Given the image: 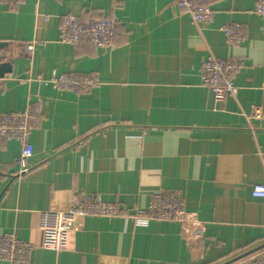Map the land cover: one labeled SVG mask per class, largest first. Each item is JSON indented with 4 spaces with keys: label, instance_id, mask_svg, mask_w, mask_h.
Instances as JSON below:
<instances>
[{
    "label": "crops",
    "instance_id": "0c3cea01",
    "mask_svg": "<svg viewBox=\"0 0 264 264\" xmlns=\"http://www.w3.org/2000/svg\"><path fill=\"white\" fill-rule=\"evenodd\" d=\"M258 0H209L213 20L195 25L175 0H0V42L14 54L0 77V113L34 106L31 169L21 174L22 146L0 141V236L16 233L36 247L27 264H224L264 245V128L247 120L264 109V18ZM117 15L122 29L110 49L60 41L64 17ZM246 26V42L227 45L221 28ZM33 43L32 54L18 45ZM213 56L244 68L235 97L216 101L201 85ZM89 74L97 87L82 95L39 84V76ZM179 193L205 225L189 247L178 223L138 225L92 216L69 235L66 251L42 248L45 216L67 211L85 192L129 211L151 194ZM264 249L232 264H261ZM0 264H10L0 260Z\"/></svg>",
    "mask_w": 264,
    "mask_h": 264
},
{
    "label": "built area",
    "instance_id": "2783aa9c",
    "mask_svg": "<svg viewBox=\"0 0 264 264\" xmlns=\"http://www.w3.org/2000/svg\"><path fill=\"white\" fill-rule=\"evenodd\" d=\"M19 0H14L16 6ZM179 10L190 16L192 22L201 27L208 25L214 16L209 0H175ZM255 14L264 18V0H258ZM120 21L115 14L93 16L87 13L81 16L69 15L63 18L60 27V41L78 47L87 45L92 48L110 49L115 46V39ZM231 48L242 46L246 42V26L240 23L221 28ZM19 54H32L33 43H22L18 47ZM11 53L0 56L2 60L11 61ZM244 68L239 59L223 60L209 56L201 65V85L208 89L216 101H223L227 96L235 97L239 88L235 84L238 73ZM35 80L39 84L50 85L59 92H72L77 95L87 93L97 87L98 78L89 74L58 73L53 71L48 76H39ZM39 115L30 105L23 111L0 113V141H17L21 144L19 163L21 174L31 169L29 160L34 149L30 137L35 130ZM247 120H258L264 128V109L253 106ZM254 198L264 199V185L253 187ZM92 216L134 220L138 225H146L151 221H173L180 225L184 239L189 247L199 245L205 239V225L197 213L187 210L184 198L179 193L157 191L151 194L150 204L145 210H136L134 215L112 203L103 202L85 192L73 197L72 206L67 211H51L44 219L42 230V248L56 253L66 251L69 235L83 228L85 219ZM36 246L19 239L16 233L0 236V260L10 264H27ZM264 264V261L261 263Z\"/></svg>",
    "mask_w": 264,
    "mask_h": 264
},
{
    "label": "water",
    "instance_id": "95a60500",
    "mask_svg": "<svg viewBox=\"0 0 264 264\" xmlns=\"http://www.w3.org/2000/svg\"><path fill=\"white\" fill-rule=\"evenodd\" d=\"M8 47V43L7 42H0V52L3 51L4 49H6ZM12 72V66L11 64L8 63H1L0 62V77H4L6 74H10ZM264 249V245H261L259 247H257L256 249H253L239 257H236L230 261H228L227 263L224 264H232L240 259H243L251 254H254L256 252H258L259 250Z\"/></svg>",
    "mask_w": 264,
    "mask_h": 264
},
{
    "label": "trees",
    "instance_id": "16d2710c",
    "mask_svg": "<svg viewBox=\"0 0 264 264\" xmlns=\"http://www.w3.org/2000/svg\"><path fill=\"white\" fill-rule=\"evenodd\" d=\"M120 29H122V27L119 28V31H120ZM119 31H118V32H119ZM117 34H118V33H117Z\"/></svg>",
    "mask_w": 264,
    "mask_h": 264
}]
</instances>
